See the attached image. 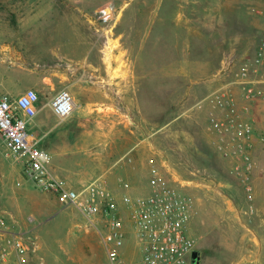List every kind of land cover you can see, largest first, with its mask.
Masks as SVG:
<instances>
[{
    "label": "rangeland",
    "instance_id": "rangeland-1",
    "mask_svg": "<svg viewBox=\"0 0 264 264\" xmlns=\"http://www.w3.org/2000/svg\"><path fill=\"white\" fill-rule=\"evenodd\" d=\"M263 37L264 0H0V89L14 98L38 91L41 113L30 132L48 152L50 172L73 188L104 176L112 187L139 186L128 193L146 195V168L136 176L130 165L164 158L193 199V264H238L245 252L264 250V144L257 139L264 114L257 121L245 114L256 126L249 199L234 160L206 130L209 110L195 106L223 83L216 73L224 56H236L234 72L255 58ZM127 84L125 102L113 91ZM61 90L76 105L63 121L50 108ZM122 120L129 131L117 130ZM4 150L0 139V212L21 221L45 263L110 264L97 231L39 191Z\"/></svg>",
    "mask_w": 264,
    "mask_h": 264
},
{
    "label": "built area",
    "instance_id": "built-area-1",
    "mask_svg": "<svg viewBox=\"0 0 264 264\" xmlns=\"http://www.w3.org/2000/svg\"><path fill=\"white\" fill-rule=\"evenodd\" d=\"M103 14H110L107 7ZM225 56L215 75L223 83L195 107L209 110L206 130L216 139L219 151L234 160V172L252 199L256 135L245 114L251 102L263 97L257 73L264 69V37L255 58L242 59L234 72L236 56ZM230 72L232 79L224 82ZM39 101L40 95L33 88L17 98L0 89L4 158L22 164L26 177L39 191L52 195L66 208L76 209L85 220V228L97 231L110 264H193L197 251V241L190 233L193 199L181 190L183 181L169 163L156 156L148 159L150 190L146 195L124 192L119 197L104 176L73 188L50 172V156L30 132L29 125L39 114ZM75 106L68 90H61L50 102L53 114L62 121L73 114ZM257 139L264 144V134ZM122 160L124 156L116 163ZM128 249L132 250L130 256ZM40 251L34 237L14 230L13 222L0 212V264H46Z\"/></svg>",
    "mask_w": 264,
    "mask_h": 264
},
{
    "label": "crops",
    "instance_id": "crops-1",
    "mask_svg": "<svg viewBox=\"0 0 264 264\" xmlns=\"http://www.w3.org/2000/svg\"><path fill=\"white\" fill-rule=\"evenodd\" d=\"M254 45V44H253ZM256 46H258V43L254 46H251L249 49L250 52L253 53V51L256 49ZM249 48V47H247ZM255 53V52H254ZM19 57H21V53L19 52ZM260 81L261 82H264V73L262 75H260ZM261 87L264 86V85H260ZM131 87L127 84L126 85V88H124L123 86L121 85H118V87L113 91V93H116L117 95V98H125V102H128L127 99L129 97H132L131 96ZM127 104V103H125ZM124 104V105H125ZM250 111H249V116L250 117H253L254 121L258 118H260L259 116L263 115L264 114V100H255L253 102L250 103ZM39 113H41V111H39ZM129 113L128 112H125L124 115H128ZM123 125L119 126V128L117 129L118 131L121 130V128H124L126 131L129 129H131V124H129L127 121H123L122 120ZM255 129H256V126H254ZM193 137V136H192ZM201 146L200 144H196L195 146V149L197 151L196 154H200V155H203V153L205 152L204 149H200ZM150 158V157H149ZM148 158V159H149ZM148 159H147V162H148ZM147 162L145 164L142 165V167H137V165H130L131 169L135 171L136 173V176L139 174V172H143L145 173L146 170H147V173H148V166H147ZM132 164H136V163H132ZM146 170H145V168ZM146 174V173H145ZM149 174V173H148ZM131 175V174H130ZM129 176V174H128ZM142 186L144 184V181L142 180ZM111 189H113L115 192H117V194L119 195V197L124 193V188L122 187V185L120 187H112L111 185H109ZM140 186V187H142ZM135 189L131 188L129 191H126L127 193H135L136 191H138L140 188L139 186L136 187L134 186ZM135 195V194H134ZM43 206V209L45 211H49L51 207H49V205H42ZM263 219H261L262 221ZM33 221V220H32ZM46 221L48 222L49 220L47 218L43 219L42 222L40 223H37V224H43V223H46ZM36 224V225H37ZM35 225V226H36ZM21 226H22V223L21 221H18V220H14L13 221V227H14V230H16L17 232L21 233V234H28L30 235V233H28V231L26 230L24 233L20 230L21 229ZM198 252V250H197ZM241 260L238 261V264H264V250H257V251H247L245 252L242 256H241ZM200 264V263H199Z\"/></svg>",
    "mask_w": 264,
    "mask_h": 264
},
{
    "label": "water",
    "instance_id": "water-1",
    "mask_svg": "<svg viewBox=\"0 0 264 264\" xmlns=\"http://www.w3.org/2000/svg\"><path fill=\"white\" fill-rule=\"evenodd\" d=\"M194 258L197 259L198 258V255L196 257H194Z\"/></svg>",
    "mask_w": 264,
    "mask_h": 264
}]
</instances>
